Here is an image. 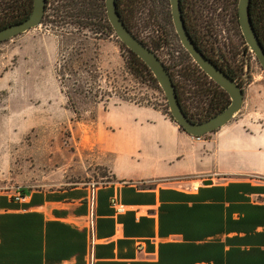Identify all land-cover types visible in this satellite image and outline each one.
I'll return each instance as SVG.
<instances>
[{
  "label": "crops",
  "instance_id": "1",
  "mask_svg": "<svg viewBox=\"0 0 264 264\" xmlns=\"http://www.w3.org/2000/svg\"><path fill=\"white\" fill-rule=\"evenodd\" d=\"M103 144L104 185L0 193V264H264L261 110L198 138L154 107L114 103Z\"/></svg>",
  "mask_w": 264,
  "mask_h": 264
},
{
  "label": "rangeland",
  "instance_id": "2",
  "mask_svg": "<svg viewBox=\"0 0 264 264\" xmlns=\"http://www.w3.org/2000/svg\"><path fill=\"white\" fill-rule=\"evenodd\" d=\"M77 12L70 0H50L39 26L0 43V193L108 181L102 109L114 103L170 117L159 83L133 73L117 34H102V18ZM149 17L145 1L129 17L146 42ZM167 53L180 63L173 49ZM249 59L241 112L264 113V71L257 57Z\"/></svg>",
  "mask_w": 264,
  "mask_h": 264
},
{
  "label": "water",
  "instance_id": "3",
  "mask_svg": "<svg viewBox=\"0 0 264 264\" xmlns=\"http://www.w3.org/2000/svg\"><path fill=\"white\" fill-rule=\"evenodd\" d=\"M170 1L174 26L183 46L187 49L194 61L212 79L219 83L231 97L230 104L223 111L202 122H195L187 116L179 101L176 85L170 71L158 54L138 38L126 25L118 10L117 1L105 0V3L107 16L115 33L127 48L135 52L151 69L164 91L171 115L176 123L182 126L190 135L202 137L225 126L241 112L245 102L244 85L227 75L198 49L185 26L181 10V0ZM251 3L252 0L238 1L240 27L250 51L256 55L264 71V45L261 43L253 25L250 12ZM46 4L47 0H34L32 12L26 19L0 29V43L39 26L45 15ZM210 183V181H206V184Z\"/></svg>",
  "mask_w": 264,
  "mask_h": 264
},
{
  "label": "flooded vegetation",
  "instance_id": "4",
  "mask_svg": "<svg viewBox=\"0 0 264 264\" xmlns=\"http://www.w3.org/2000/svg\"><path fill=\"white\" fill-rule=\"evenodd\" d=\"M49 5L50 0H47L45 15L47 14ZM225 5H227V3H225ZM225 5H220L218 3V0H181V10L185 26L195 45L222 71H224L230 77L239 81L240 84L244 85L249 76V56L253 55L254 58H256V55L250 51L249 46L242 33L239 21V12L238 15H236V11L233 8L228 10V7L226 8ZM163 7V11H167L165 3ZM10 8L11 0H0V29L4 28V26L9 23ZM169 10L171 13V21L173 23L172 33L169 34V32L171 31L167 27V18L165 21L164 19L158 20L156 16H152V33L149 38V47L158 54V56L166 65L167 69L173 72L177 71V67H175V64L171 61V55L170 53H167V51L173 49L174 51H176V54H178L177 51L181 47L186 51L187 49L183 46V43L181 42V39L176 32L173 22L170 0ZM154 11L155 13L159 12L160 6H157ZM45 15L43 19L45 18ZM259 39L264 45V29L262 27L260 29ZM171 46H173V48H171ZM194 62L200 67V65L196 61ZM171 75L173 77L174 73H172ZM207 76L209 77L208 81H213L215 86H220V88L218 87V90L227 93L225 96H229L230 98V101L227 104L228 106L231 102L230 94L208 74ZM192 101L194 100L186 97L183 98L182 104L184 105L186 111H188L189 113L188 115L185 112L187 116L191 120H196L195 122L205 121L220 113L227 107L226 106L223 110L214 115H210L212 112L211 110H209L210 105H208V103H204L203 105L202 103H199V106L194 107ZM218 102L219 100L217 98L215 104H217ZM218 106L219 104L216 105L217 108Z\"/></svg>",
  "mask_w": 264,
  "mask_h": 264
},
{
  "label": "trees",
  "instance_id": "5",
  "mask_svg": "<svg viewBox=\"0 0 264 264\" xmlns=\"http://www.w3.org/2000/svg\"><path fill=\"white\" fill-rule=\"evenodd\" d=\"M118 5V10L121 14L122 19L125 21L126 25L130 28V30L139 38L132 27L130 16L134 15L135 8L141 6V4L145 1L147 2V11H148V28H149V38L152 33L151 27V19L152 16H156L158 20L164 19L167 21V27L170 29L172 33L173 23L171 21V13L169 10V0H116ZM238 1L239 0H225L227 3L228 10L233 8L236 11V15H238ZM71 4L76 6L78 14H85L86 18L99 17L102 18V34H111L115 33L111 23L109 22L107 16V9L105 0H70ZM164 3L166 5L167 11H163ZM34 0H11V8L9 15V23L14 24L26 19L33 9ZM160 6V11L155 13V8ZM125 9H124V8ZM154 11V12H153ZM251 17L253 21L254 28L257 32V35L260 37V29L261 27L264 29V0H252L251 3ZM155 14V15H154ZM228 14V13H227ZM5 25V26H7ZM4 26V27H5ZM145 44L149 46L148 42L141 39ZM122 42V41H121ZM122 45L127 49L130 55V60H128L129 68L133 70V73L137 76L141 77H150L156 83L158 82L152 73L151 69L147 66V64L133 51H131L127 46L122 42ZM174 51L175 58L179 60V64H175L177 67V71H173L170 73H174L173 80L176 85V90L178 94L179 101L184 109V111L189 115L188 111L184 108L182 104L183 98H190L194 101V107L199 106V103H208L210 105L211 114L214 115L221 110H223L230 101L229 96H225L227 93L221 92L218 90L220 86H215L213 81H208L207 74L194 62L193 58L189 54L188 51L183 49L182 47L177 51ZM182 61V62H181ZM219 87V88H218ZM219 102L215 104L217 98ZM196 101V102H195ZM218 108L216 105H218ZM213 108V109H212ZM172 120L174 118L170 114ZM194 120V119H193ZM175 121V120H174ZM196 121V120H194ZM176 122V121H175ZM183 131L184 128L179 126ZM86 253V251H85Z\"/></svg>",
  "mask_w": 264,
  "mask_h": 264
},
{
  "label": "built area",
  "instance_id": "6",
  "mask_svg": "<svg viewBox=\"0 0 264 264\" xmlns=\"http://www.w3.org/2000/svg\"><path fill=\"white\" fill-rule=\"evenodd\" d=\"M198 138H201V137H198ZM253 179H257V180H260V181H263L264 182V176H253ZM99 185H104V183L102 184H94V187H98ZM14 200L16 201H22L24 200V196L20 193L16 194L15 196H13ZM111 204L115 210V214L117 215H120V214H123L125 211H126V206L122 203L119 202L118 198L113 196L112 199H111ZM86 250H87V247H86Z\"/></svg>",
  "mask_w": 264,
  "mask_h": 264
}]
</instances>
